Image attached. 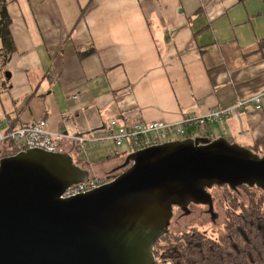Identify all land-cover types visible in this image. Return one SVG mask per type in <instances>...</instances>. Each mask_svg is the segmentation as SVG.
I'll return each instance as SVG.
<instances>
[{"label": "crops", "instance_id": "1", "mask_svg": "<svg viewBox=\"0 0 264 264\" xmlns=\"http://www.w3.org/2000/svg\"><path fill=\"white\" fill-rule=\"evenodd\" d=\"M2 3L14 47L6 56L0 40L4 132L46 120L53 134L73 137L110 120L174 124L234 107L197 137L264 155V0ZM258 95L260 109L250 101ZM57 142L72 159L81 153L71 141ZM111 146L89 145L84 160L94 150L106 159L124 155ZM124 157L84 165L100 177Z\"/></svg>", "mask_w": 264, "mask_h": 264}, {"label": "water", "instance_id": "2", "mask_svg": "<svg viewBox=\"0 0 264 264\" xmlns=\"http://www.w3.org/2000/svg\"><path fill=\"white\" fill-rule=\"evenodd\" d=\"M124 169L88 192L71 155L26 150L0 159V264H158L153 249L173 208L212 212L213 188L264 193V155L225 138H185L126 157Z\"/></svg>", "mask_w": 264, "mask_h": 264}, {"label": "built area", "instance_id": "3", "mask_svg": "<svg viewBox=\"0 0 264 264\" xmlns=\"http://www.w3.org/2000/svg\"><path fill=\"white\" fill-rule=\"evenodd\" d=\"M260 99L261 95H258L250 100L255 104L256 109H260ZM238 106H241V104ZM233 110L234 107L211 110L201 117L184 116L178 123L174 124L158 122L123 124L118 120H110L99 131L73 137L53 134L49 131L46 120H40L21 125L7 132H4L0 127V144L10 142L19 148V152L35 149L50 153L61 152L62 149L57 142L58 140L71 141L83 153H86V148L89 145L111 144L115 149L122 148L125 151L124 155L128 153L130 155L166 142L181 140V136L191 139L198 138L199 135L204 136L208 124L221 123L232 114ZM193 127L196 128V132L191 130ZM103 184L98 180L88 179L68 188L63 197L70 198L93 190ZM162 263L170 264L165 261Z\"/></svg>", "mask_w": 264, "mask_h": 264}, {"label": "trees", "instance_id": "4", "mask_svg": "<svg viewBox=\"0 0 264 264\" xmlns=\"http://www.w3.org/2000/svg\"><path fill=\"white\" fill-rule=\"evenodd\" d=\"M9 24L10 19L6 7L2 3L0 4V40L3 53L6 56H9L14 50L8 29ZM19 151V148L10 142L0 144V159L12 156ZM123 156L114 155L107 159ZM74 163L77 166L85 164L84 161H74ZM115 176L99 181L106 183ZM222 188L228 190V193L233 196L232 200H236L235 208H231L233 214L231 213V221L227 227L230 234L225 237L227 241L225 247L209 245L201 234L192 232L166 247V251H164L166 256L162 253L159 254L158 249L154 246L153 254L156 260L161 263L166 257L171 261V264H264V193L258 188L247 186L238 187L236 190H231L229 187ZM239 190L247 194L246 203L237 200V196L234 195Z\"/></svg>", "mask_w": 264, "mask_h": 264}, {"label": "rangeland", "instance_id": "5", "mask_svg": "<svg viewBox=\"0 0 264 264\" xmlns=\"http://www.w3.org/2000/svg\"><path fill=\"white\" fill-rule=\"evenodd\" d=\"M186 138L184 136H181L180 139ZM111 146L110 144H103L99 146ZM112 147V146H111ZM108 147L113 152L114 148ZM105 148V147H104ZM101 148V149H104ZM95 149V148H94ZM120 150V149H119ZM118 150V151H119ZM92 150L89 149V152ZM80 154H72L74 157V161H87L91 165H100L102 163H107L109 160L105 158L103 155L104 151H92L88 155V159H85V155L80 149ZM88 153V152H87ZM102 155L103 158L101 160L96 159V155ZM131 155V154H130ZM129 156V153L124 155ZM123 156V157H124ZM122 158V160H119V164L115 166L112 169H108L106 174L100 177H92L89 174V179H95V180H101L104 178H108L110 176H115L119 173H121L126 167L124 166V160L126 159ZM121 158V157H119ZM106 165V164H105ZM80 168L88 172V169L84 165H78ZM99 166H96L95 168H98ZM106 169V167L104 168ZM100 182V181H99ZM210 196L212 198V212L210 213L208 211L207 206L203 205H189L187 208V213L182 212L178 208H173V217L170 221L168 234H166L160 241H158L155 246L159 251V254H164V251H166V247H168L170 244L177 242L185 237V235H190L192 232L201 234L205 242L209 245L216 246L218 245L220 248H224L226 244L225 237L230 234V231L227 230L228 225L230 224V217L232 216L233 212H231V208H235L236 200H232V195L228 193V190L225 188H213L209 191ZM235 196H237V200H242L244 203H246V197L247 194L239 190L235 192ZM228 197H231V199H228ZM264 209V208H263ZM232 213V214H231ZM166 256V255H165ZM165 262L170 263L171 261L164 257ZM158 264L160 263L158 260H156Z\"/></svg>", "mask_w": 264, "mask_h": 264}]
</instances>
